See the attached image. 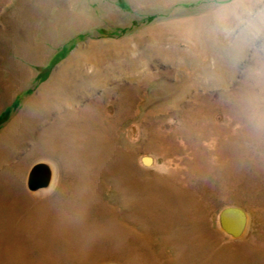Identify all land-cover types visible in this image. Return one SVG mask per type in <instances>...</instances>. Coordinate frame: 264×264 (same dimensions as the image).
Masks as SVG:
<instances>
[{
	"label": "rangeland",
	"instance_id": "1",
	"mask_svg": "<svg viewBox=\"0 0 264 264\" xmlns=\"http://www.w3.org/2000/svg\"><path fill=\"white\" fill-rule=\"evenodd\" d=\"M0 264H264V0H0Z\"/></svg>",
	"mask_w": 264,
	"mask_h": 264
},
{
	"label": "water",
	"instance_id": "2",
	"mask_svg": "<svg viewBox=\"0 0 264 264\" xmlns=\"http://www.w3.org/2000/svg\"><path fill=\"white\" fill-rule=\"evenodd\" d=\"M132 131L134 128L131 129ZM145 166H150L154 162L152 155H143L140 159ZM53 170L49 163L39 161L34 163L28 173L27 186L35 191L49 186L52 179ZM220 228L229 236L238 238L242 236L247 228L248 214L245 209L238 205L223 206L217 215Z\"/></svg>",
	"mask_w": 264,
	"mask_h": 264
},
{
	"label": "bare ground",
	"instance_id": "3",
	"mask_svg": "<svg viewBox=\"0 0 264 264\" xmlns=\"http://www.w3.org/2000/svg\"><path fill=\"white\" fill-rule=\"evenodd\" d=\"M53 88H54V89H57L56 86H53ZM32 107H33V106H32ZM32 107H30V108H32ZM30 108H29V109H30ZM16 116H17V115H16ZM21 118H22L21 116H17V117L14 118V120H15V122H16V123H14V124H15L14 126H18L17 123H18V122H21V120H20ZM14 120H13L12 122H14ZM12 122H11V123H12ZM12 124H13V123H12ZM11 126H12V125H11ZM17 129H18V128H17ZM61 129L64 130V131H66V129H65L64 127H61ZM49 151H50V150H49ZM84 224H85V223H84ZM86 225H87V224H86ZM88 226H89L90 228H92V229H97V228H98V226H96V225H88Z\"/></svg>",
	"mask_w": 264,
	"mask_h": 264
},
{
	"label": "trees",
	"instance_id": "4",
	"mask_svg": "<svg viewBox=\"0 0 264 264\" xmlns=\"http://www.w3.org/2000/svg\"><path fill=\"white\" fill-rule=\"evenodd\" d=\"M47 68V66H45Z\"/></svg>",
	"mask_w": 264,
	"mask_h": 264
}]
</instances>
